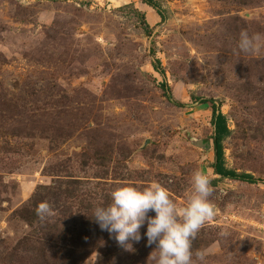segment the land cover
Segmentation results:
<instances>
[{
    "label": "rangeland",
    "instance_id": "374dc122",
    "mask_svg": "<svg viewBox=\"0 0 264 264\" xmlns=\"http://www.w3.org/2000/svg\"><path fill=\"white\" fill-rule=\"evenodd\" d=\"M154 1L164 19L143 0H0V264H55L41 244V226L55 223L83 227L78 264H156L147 224L125 250L94 208L119 186L159 182L182 209L197 170L215 213L193 259L203 250L202 264H264V46L238 47L242 31L264 34V0ZM200 99L226 117L225 166L255 182L215 173ZM70 179L93 209L66 219L49 202L53 214L31 229L17 212L36 187Z\"/></svg>",
    "mask_w": 264,
    "mask_h": 264
},
{
    "label": "clouds",
    "instance_id": "9594fccd",
    "mask_svg": "<svg viewBox=\"0 0 264 264\" xmlns=\"http://www.w3.org/2000/svg\"><path fill=\"white\" fill-rule=\"evenodd\" d=\"M264 34H240L238 47L245 53H254L264 46ZM211 181L207 174L197 170L191 181L187 204L178 209L168 190L159 182L145 187L122 185L110 193V202L94 208V218L101 230L107 231L125 250L133 249V242L141 240V227L147 224V246L156 245L151 253L156 264H197L204 262L206 252L198 250L193 259L192 241L204 224L213 218L215 209L209 197ZM41 220L53 214L48 202L36 209ZM154 213V215H149ZM158 253V255H157Z\"/></svg>",
    "mask_w": 264,
    "mask_h": 264
},
{
    "label": "trees",
    "instance_id": "16d2710c",
    "mask_svg": "<svg viewBox=\"0 0 264 264\" xmlns=\"http://www.w3.org/2000/svg\"><path fill=\"white\" fill-rule=\"evenodd\" d=\"M143 2L152 7L161 19H164V15L154 0H143ZM145 30L149 32L150 29L148 25ZM161 86L165 88L164 83H162ZM165 89L167 90V88ZM167 98L172 100L170 94H167ZM200 100L201 104L206 105L212 113L211 124L214 127L213 140L215 154V164L213 167L215 173L220 175V177L237 179L248 183L255 182L256 179L253 175L245 172H237L225 166L222 141L230 132L226 117L221 111H217L216 105L212 99ZM174 104L182 106L179 102ZM78 183V180L70 179L65 182L64 188H61V186L57 188L53 186H37L27 205L17 212L18 215L27 222L31 229H34V222H41L40 217L36 213L37 206L41 202H50V204L52 202L53 208L61 217L66 219L72 215L81 217L82 211L88 212L87 210L93 209V200H87L82 197L78 198V196L75 195L76 185ZM91 216V213H89V217ZM56 226L57 223L51 225L44 224L41 226V229L43 228L41 231V244L46 245L48 242H51L50 254L55 258V264H78L81 259L82 250L87 245V236L83 231V227L76 228L73 231H69L68 229L57 231Z\"/></svg>",
    "mask_w": 264,
    "mask_h": 264
},
{
    "label": "water",
    "instance_id": "95a60500",
    "mask_svg": "<svg viewBox=\"0 0 264 264\" xmlns=\"http://www.w3.org/2000/svg\"><path fill=\"white\" fill-rule=\"evenodd\" d=\"M197 145L203 146V147H209V143L208 142H202V141H196L195 142Z\"/></svg>",
    "mask_w": 264,
    "mask_h": 264
}]
</instances>
